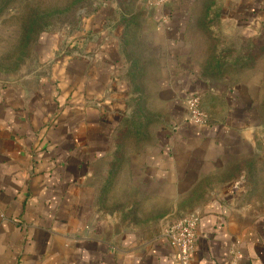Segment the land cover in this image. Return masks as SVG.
<instances>
[{
  "label": "crops",
  "instance_id": "1",
  "mask_svg": "<svg viewBox=\"0 0 264 264\" xmlns=\"http://www.w3.org/2000/svg\"><path fill=\"white\" fill-rule=\"evenodd\" d=\"M243 2L264 8V0ZM156 6L166 57L158 96L169 120L156 144L127 152L104 194L133 109L104 10L85 20L78 47L60 51L44 34L39 65L0 75V264H180L163 230L191 212L199 216L191 264H232L233 250L240 264H264V213L245 201L264 169L260 77L232 86L202 76L187 22ZM252 17L241 22L246 36L264 23L262 13ZM191 94L202 98L205 126L187 120Z\"/></svg>",
  "mask_w": 264,
  "mask_h": 264
},
{
  "label": "rangeland",
  "instance_id": "2",
  "mask_svg": "<svg viewBox=\"0 0 264 264\" xmlns=\"http://www.w3.org/2000/svg\"><path fill=\"white\" fill-rule=\"evenodd\" d=\"M156 4V0H0V75L15 74L28 64L39 65L44 49L40 46L42 36L47 35L48 45L53 38L59 40L60 51L62 44L69 49V44L75 42L73 48L78 47L85 20L98 10H104L108 20L103 28L118 40L133 109L114 142L112 168L106 171L102 181L103 194L116 177L122 176L127 152L156 144L158 130L169 120L168 102L158 96V78L166 68V57L164 47L156 41ZM258 7L259 10L247 6L243 0H166L161 5L166 14L181 16L187 22L185 34L193 43V59L200 62L202 76L219 78L223 84L232 86L242 79L260 77L264 160V23L258 34L248 36L244 32L246 26L241 23L247 15H264V8ZM224 19H236L239 24L233 29L228 21L224 26ZM223 53L229 60L215 65L214 59ZM201 107L208 115L202 98ZM260 173L257 180L247 186L245 201L264 213V169ZM111 204L123 209L126 203L117 200Z\"/></svg>",
  "mask_w": 264,
  "mask_h": 264
},
{
  "label": "built area",
  "instance_id": "3",
  "mask_svg": "<svg viewBox=\"0 0 264 264\" xmlns=\"http://www.w3.org/2000/svg\"><path fill=\"white\" fill-rule=\"evenodd\" d=\"M166 0H156L162 5ZM187 120L193 124L205 126L209 123V116L202 110L201 98L191 94L186 99ZM199 216L191 212L179 219L169 222L163 230L164 236L176 249L180 264H191L193 253L198 241ZM232 264H240L238 251H232Z\"/></svg>",
  "mask_w": 264,
  "mask_h": 264
},
{
  "label": "trees",
  "instance_id": "4",
  "mask_svg": "<svg viewBox=\"0 0 264 264\" xmlns=\"http://www.w3.org/2000/svg\"><path fill=\"white\" fill-rule=\"evenodd\" d=\"M252 19H253V17H252V16H249L246 20L251 21ZM223 58H224V59H223ZM222 59H223V60H222ZM228 60H229V58H227V57L225 56V53H223V54H221L220 56H218V58L216 57V58L214 59V63H215V65L220 66V64H224V63H226Z\"/></svg>",
  "mask_w": 264,
  "mask_h": 264
}]
</instances>
